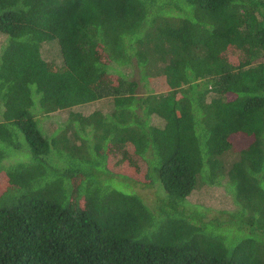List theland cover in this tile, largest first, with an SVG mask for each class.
Returning <instances> with one entry per match:
<instances>
[{"label":"trees","instance_id":"16d2710c","mask_svg":"<svg viewBox=\"0 0 264 264\" xmlns=\"http://www.w3.org/2000/svg\"><path fill=\"white\" fill-rule=\"evenodd\" d=\"M0 33V264H264V0H0Z\"/></svg>","mask_w":264,"mask_h":264},{"label":"rangeland","instance_id":"374dc122","mask_svg":"<svg viewBox=\"0 0 264 264\" xmlns=\"http://www.w3.org/2000/svg\"><path fill=\"white\" fill-rule=\"evenodd\" d=\"M5 41V36L0 33V47ZM54 42V43H49ZM49 42H45L42 44V54L43 57L47 60H52L54 62H58L59 52H58V42L57 40H52ZM58 47V48H57ZM241 54V53H240ZM239 53H236V51L230 49L228 52L226 51L225 56L230 59L231 61L235 62L241 59V55ZM115 66V70L119 69L122 72V68ZM114 70V71H115ZM134 77L138 80L137 74H133ZM141 84V83H140ZM149 87L154 88L155 91H162L165 89V84L163 82L162 78H154L152 82L149 84ZM138 92L140 94L145 93L146 89L140 85ZM110 99H102L97 102H95L92 105L88 106H76L73 108L74 111L80 112L81 114H88L92 112L93 110L97 108H102L103 111L108 110L110 107ZM67 111L68 110H61L54 113H51L47 117H41L40 121L45 125V128L47 132H50L52 129H54L59 123L63 122L64 119L67 117ZM20 138L22 139V135H20ZM29 154L27 151H19L15 152L8 157H6L3 160V164H14L19 162H24L26 159H28ZM107 166L109 168H112L114 170L130 173L133 171L130 168V161H124L120 162L118 159L117 151H114L112 154H110L107 158ZM138 161L137 159H133L132 162ZM134 175L141 176V172L136 171L134 172ZM134 190L139 193L143 199L147 202L152 201L158 192H160V189L157 185L152 186H144V185H137L134 187ZM188 203L191 205H196L202 210L205 211V214H208L209 216H213L217 211L219 210H233L235 207L234 199L232 195L227 191L226 187L221 184L216 185H208L201 183L199 186L188 196L187 198Z\"/></svg>","mask_w":264,"mask_h":264}]
</instances>
